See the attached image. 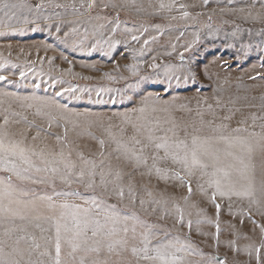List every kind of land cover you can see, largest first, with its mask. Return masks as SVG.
<instances>
[{
  "label": "rangeland",
  "instance_id": "obj_1",
  "mask_svg": "<svg viewBox=\"0 0 264 264\" xmlns=\"http://www.w3.org/2000/svg\"><path fill=\"white\" fill-rule=\"evenodd\" d=\"M21 2L31 6V11L25 9L23 13L27 22L22 18L5 20L0 15V76L5 77L0 80V123L8 116V128L14 138L21 139L23 133L24 143L37 151L70 154L78 168L81 153L85 160L95 161L96 194L103 192L106 202L115 205L122 215L134 210L148 224L159 226V234L167 231L169 239H188L203 254L188 257L195 264H208L210 258L224 264H257L254 249L264 242V152L258 146L250 161L252 196H217L213 203L208 177H202L199 169L194 170L191 202L204 210L200 218L207 217L212 222L197 225V208H192L189 231L186 223L181 226L173 216H165L162 207L153 212L155 205L149 203L141 208L139 204L141 198L159 199L163 193L183 205L180 197L186 194V188L180 187L178 181L160 180L155 173L148 176L144 167L134 168L122 151H117L116 141L130 144L129 138L135 135L147 143L146 134L137 133L133 127L143 124L155 128L156 135H163V129L175 124L181 138L194 129L200 135H213L212 128L220 125L226 126L222 129L225 135L247 137L251 132L264 131V20L253 18L261 12L260 0ZM41 2L43 7L37 11L34 6ZM90 3H94L91 8ZM161 3L169 7L161 9ZM185 11L188 17H183ZM117 13L120 27L113 33ZM133 35L139 38L134 41ZM109 37L119 43L113 48L102 44L92 50L97 40ZM153 63L159 67H151ZM141 107L145 108L143 114L133 111ZM238 127L242 131L234 133ZM37 131L40 136L33 140ZM101 139L105 141L103 146ZM219 148L223 151L227 145L221 142ZM152 152L151 147L146 149L149 156ZM159 166L179 170L170 160L159 161ZM109 169L113 175H106L108 180H114L117 170L123 174L118 182L124 187L123 199L112 192L113 184L108 185L107 192L100 185V171L108 173ZM5 175L0 172V176ZM16 183L33 188L38 194L52 191L47 184ZM129 184L135 195L134 205ZM198 184H204L207 195L199 191ZM56 190L92 195L83 183L68 186L59 179ZM149 191L152 197L148 196ZM58 199L84 203L80 197ZM215 204L220 205L218 235ZM31 231L39 235V229ZM249 245L253 248L251 255L245 250ZM260 264H264V249Z\"/></svg>",
  "mask_w": 264,
  "mask_h": 264
},
{
  "label": "snow or ice",
  "instance_id": "obj_2",
  "mask_svg": "<svg viewBox=\"0 0 264 264\" xmlns=\"http://www.w3.org/2000/svg\"><path fill=\"white\" fill-rule=\"evenodd\" d=\"M260 3L261 12L253 18L264 20V0H260ZM93 6L94 3L88 5L89 8ZM34 7L39 11L43 3ZM165 7L169 6L160 4L161 9ZM180 7L185 6L180 5ZM25 9L31 11V6L22 3L21 0H0V15L5 20L22 18L27 22V16L23 14ZM182 15L188 17L189 13L185 11ZM248 15L252 16V12ZM119 27V13H117L112 32L115 33ZM72 31L75 32L76 29ZM67 35L68 33H65V37ZM138 38L136 35L131 37L134 41ZM118 43L119 41H112L111 37L104 41L97 40L92 45V50L102 44H108L109 48H113ZM144 43L147 44L148 41L145 40ZM183 58L181 53V61ZM127 67L134 69L135 65ZM151 67L157 68L159 65L153 63ZM23 75L24 73L21 72V76ZM3 79L5 77L0 76V80ZM155 99L160 98L155 97ZM133 111L143 114L145 108L141 107ZM125 120H128L127 116ZM9 124L8 116H5L3 123H0V172L7 174L0 176V225L3 226L0 231V264H195L188 257L195 254L203 255L188 239L182 240L180 236L169 239L167 231L162 235L159 234L157 232L159 226L148 224L134 210L130 214L122 215L115 205L106 202L103 192L97 195L95 161L85 160L81 153L82 163L78 168L70 154L65 156L63 151L59 154L45 153L43 149L37 151L36 148L24 143L23 133L20 134L21 139L14 138L15 134L9 131ZM133 127L137 133L146 134L147 143L134 135L129 138L130 144L117 140V151H122L124 159L132 163L134 168L147 169L148 176L155 173L158 179L165 182L178 181L180 187H185L187 190L186 194L180 197L183 205L179 200L165 197L161 193L159 199L153 198L149 201L141 198L139 200L141 208L150 203L156 206L152 208L155 212L162 207L165 216H173L176 223L181 226L186 223L190 231L193 224L190 209L197 208V205L191 202L193 194L191 177L195 169L200 170L202 177H208L207 185L212 189L210 199L213 203L217 196L254 194L250 161L255 146L264 152V131L259 134L251 132L247 137L225 135L222 129L226 126L220 125L212 128L213 135H200L199 130L194 129L192 134L186 132L181 138L175 124L163 129V135H156V129L148 124L133 125ZM261 127L264 129V124ZM241 131L239 127L233 129L234 133ZM39 136L40 131H37L32 139L36 140ZM56 138L60 139L59 136ZM221 142L227 145L223 151L219 148ZM99 143L103 146L105 141L101 139ZM136 145L140 147L137 149ZM149 147L153 149L151 156L146 154V149ZM236 148L239 149L238 152L233 150ZM161 151L163 155H160ZM169 160L172 164L178 165L179 170L159 166V161ZM106 175H113L111 169L108 173L100 171V185L103 191L107 192L111 183L114 185L112 192L123 199L124 187L118 183L122 179V172L117 170L114 173V180L106 179ZM57 179L68 186L73 182L83 183L86 189L92 190V195L82 196L78 190L57 191ZM16 181L25 184H47L51 186L52 191L51 194H38L33 188L20 187ZM198 188L202 194L207 195L204 184H198ZM261 191L264 192V181L261 183ZM128 192L134 205L136 200L131 184L128 186ZM69 196L80 197L84 203L77 204L67 199H58ZM148 196L152 197L151 191L148 192ZM215 207L218 235L220 205L215 204ZM203 211L197 208L198 218L195 221L197 225L204 221L212 222L207 217L200 218ZM44 224L48 226L45 227ZM33 228L39 229V235L31 231ZM261 231L264 233V225L261 226ZM230 243L234 244V242ZM262 249L264 242L254 249L257 264H260ZM245 250L251 255L253 248L249 245ZM208 264H224V261L210 258Z\"/></svg>",
  "mask_w": 264,
  "mask_h": 264
},
{
  "label": "trees",
  "instance_id": "obj_3",
  "mask_svg": "<svg viewBox=\"0 0 264 264\" xmlns=\"http://www.w3.org/2000/svg\"><path fill=\"white\" fill-rule=\"evenodd\" d=\"M111 201V200H110ZM112 203H114V204H116V202H114V201H111Z\"/></svg>",
  "mask_w": 264,
  "mask_h": 264
}]
</instances>
